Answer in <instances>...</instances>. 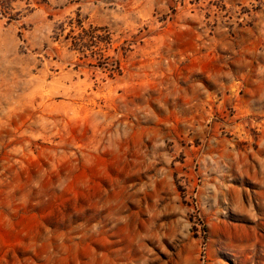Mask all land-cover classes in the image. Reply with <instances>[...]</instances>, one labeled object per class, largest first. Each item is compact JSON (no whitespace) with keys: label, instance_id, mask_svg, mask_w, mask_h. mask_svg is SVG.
<instances>
[{"label":"rangeland","instance_id":"374dc122","mask_svg":"<svg viewBox=\"0 0 264 264\" xmlns=\"http://www.w3.org/2000/svg\"><path fill=\"white\" fill-rule=\"evenodd\" d=\"M0 264H264V0H0Z\"/></svg>","mask_w":264,"mask_h":264}]
</instances>
